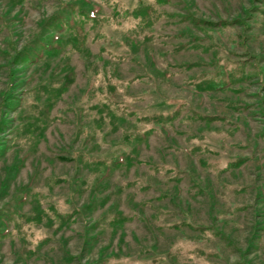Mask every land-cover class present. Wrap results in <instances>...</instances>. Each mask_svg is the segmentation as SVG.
Segmentation results:
<instances>
[{
    "label": "rangeland",
    "instance_id": "obj_1",
    "mask_svg": "<svg viewBox=\"0 0 264 264\" xmlns=\"http://www.w3.org/2000/svg\"><path fill=\"white\" fill-rule=\"evenodd\" d=\"M0 264H264V0H0Z\"/></svg>",
    "mask_w": 264,
    "mask_h": 264
}]
</instances>
